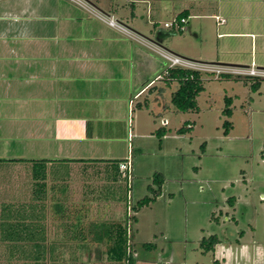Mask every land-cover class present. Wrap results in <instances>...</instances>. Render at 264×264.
I'll use <instances>...</instances> for the list:
<instances>
[{
	"label": "rangeland",
	"instance_id": "1",
	"mask_svg": "<svg viewBox=\"0 0 264 264\" xmlns=\"http://www.w3.org/2000/svg\"><path fill=\"white\" fill-rule=\"evenodd\" d=\"M20 2L33 8L29 10L36 13L29 15L32 20L46 17L48 24L67 22L74 40L106 27V37L112 35L116 43L128 46L122 58L116 54L127 72H142L148 65L152 69L161 67L166 51L204 64H254L264 68V0H0V23L7 19L3 18L5 7L15 4L19 8ZM98 2L103 6L113 2L116 11L107 16L108 11L103 10L106 7ZM189 6L193 8L192 17L184 25L183 34L164 28V24L172 23L174 14ZM217 20L224 23L217 24ZM231 30L252 35H222ZM126 32L130 34L125 36ZM155 48L161 49V58ZM198 71L203 91L196 98L195 111L180 113L173 108L170 96L177 88L175 82L168 88L163 84L162 99L156 92L147 97L146 92L134 101L130 138L126 126L125 140L117 149L123 160H130L132 168L128 193L126 182L120 181V201L98 205L92 195L93 204L82 207L87 212L78 229L66 233L65 228L75 222L46 215L42 225L47 243L57 249L51 264H108L106 246L91 242L92 223L125 225L134 235L129 242L133 264H264V79L204 66ZM217 71L231 77H220ZM157 81L155 86L164 83ZM257 81L259 86L252 91ZM154 97V103L149 102ZM227 108L230 117L223 114ZM225 122L230 124L227 133ZM183 127L184 133L178 134ZM159 128L165 129V137L155 135ZM155 173L163 177L158 194L148 190ZM97 174H91V190L106 187L99 183L101 175ZM75 187L78 191L80 185ZM9 191L0 197L4 202L0 205V222L1 212L19 213L5 199ZM145 197L153 200L138 209L132 224L129 218L133 212L127 203L133 207ZM73 206L75 213L81 207ZM72 214L70 217L75 216ZM71 232L85 236L83 243L88 251L76 248V240L67 236ZM210 236L219 240L214 251L201 246ZM6 246L0 242V264L25 261L20 248L13 250L12 256ZM23 250L28 248L24 246Z\"/></svg>",
	"mask_w": 264,
	"mask_h": 264
},
{
	"label": "crops",
	"instance_id": "2",
	"mask_svg": "<svg viewBox=\"0 0 264 264\" xmlns=\"http://www.w3.org/2000/svg\"><path fill=\"white\" fill-rule=\"evenodd\" d=\"M20 3L19 8L15 4L5 7L3 18L7 19L0 23V168L3 171L0 197H5L4 192L10 190L12 195L5 198L10 201H6L9 206L14 205L19 215L27 219L32 213L33 222L40 225L47 238L42 225L47 214L62 222H75L69 228L65 225L66 233L78 229L87 212L82 207L93 204L92 195L98 205L120 201L122 183L113 161L123 160L124 155L117 151L118 146L125 140L126 126L127 139L130 138V111L134 101L146 92L147 97L155 96L156 92L162 99L163 84L166 87L169 84H155L161 79L167 62L161 61L158 68H148V65L142 72H127L119 60L128 46L116 43L112 35L106 37V27L87 32V38L74 40L67 22L48 24L46 17L42 21L32 20L29 15L36 13L29 10L33 8ZM112 5L109 2L103 6L107 16L116 11ZM182 12H186V17L181 18L185 19L184 26L192 17L193 8H184L173 19ZM222 35L229 38L252 34L231 30ZM155 49L159 56L161 49ZM192 62L198 68L230 72L245 68ZM148 100L144 101L145 109ZM155 100L154 97L149 102ZM31 160L47 161L45 177L39 183L32 179ZM95 172L101 175L99 183L106 186L103 190L93 191L89 187L91 174ZM76 184L80 185L78 191ZM73 205L81 206L76 213ZM72 213L75 216L70 217ZM74 234L85 238L80 232L67 236L76 240ZM83 242L84 239L76 240V248L88 251V245ZM44 245L47 255L50 248L52 253L57 252L47 239ZM26 247L34 253L35 250Z\"/></svg>",
	"mask_w": 264,
	"mask_h": 264
},
{
	"label": "trees",
	"instance_id": "3",
	"mask_svg": "<svg viewBox=\"0 0 264 264\" xmlns=\"http://www.w3.org/2000/svg\"><path fill=\"white\" fill-rule=\"evenodd\" d=\"M185 17L186 12H182L175 17L174 20L177 21L181 29L171 27L170 29L172 32H177L179 34L183 32L184 26L183 24H179V21L181 18ZM219 76L225 77L226 79H229L231 77L230 74L225 73H221L219 74ZM161 80L164 81L166 84H170V82H175L177 84L176 90L172 92L170 96V103L177 112L187 113L189 111L197 110L196 98L203 91L200 71L180 67L164 69V71L162 72ZM258 86V81L257 83L252 84V91H255ZM226 102L230 103V100L227 99ZM223 114L227 117H230V109H225L223 111ZM223 126L226 128L225 133H227L228 129L230 128V124L228 122H225ZM185 130L186 129L183 127L178 130L177 133L182 134ZM155 135L158 138H162L166 135V131L164 128H159L155 131ZM123 161L125 160L113 161V164L116 167V172L118 171V164ZM30 163L32 179L36 183H39L38 181L43 180L45 177L47 161L31 160ZM118 178L120 181L124 182V180L121 178V174L119 171ZM162 183V175L160 173H155L152 179V185L154 186V188L153 186H148V190L155 194H158ZM127 200L128 199L126 196V201ZM152 200L153 199L145 197L142 200L138 201L135 206H131L133 215H131L129 219L131 220L132 224L137 220L135 214L138 209L148 205ZM27 217L28 219L26 217H22L21 215H19L18 212L17 216L12 213L3 214L0 222V227L2 228L0 233V242L7 245L6 247L10 249L9 254L12 256L13 250H17L20 248L21 258L26 262H33V264H47V260L51 261V258H53L52 248L49 249V253L47 255L46 245H44L46 237L44 236L43 229L40 230V225H38V223L33 222L31 218L33 217L32 213H30V215ZM127 232L128 231L125 225L121 224H90L91 242L93 244H104L106 246L104 256L108 264H133L131 250L129 249V242L133 239L134 235L132 232ZM74 236L75 237L73 238H76V240L84 239L83 236L76 237V234H74ZM218 243L219 240L215 236H210L208 240H203L201 242V246H203L206 251H214L215 245H217ZM24 246H28L30 247V249L35 250L34 253L28 250H23ZM214 264H218V262L215 261Z\"/></svg>",
	"mask_w": 264,
	"mask_h": 264
},
{
	"label": "built area",
	"instance_id": "4",
	"mask_svg": "<svg viewBox=\"0 0 264 264\" xmlns=\"http://www.w3.org/2000/svg\"><path fill=\"white\" fill-rule=\"evenodd\" d=\"M218 24L223 23L224 21L217 20ZM111 25H113L112 22H110ZM179 24H185V19H180ZM164 27L166 28H171L175 27L176 29H181L177 23L176 20H173L172 23L170 24H164ZM163 59L167 62V68L166 69H171L175 67H180V68H185V69H192V70H198L196 67V64L193 63L192 61L180 58L178 56H175L173 54H170L168 52L162 54ZM221 73H225L222 71H217L216 74L219 75ZM233 73H237L238 75H243L246 77H251V78H258V79H264V69H258L253 64H251L249 67L245 68H237L234 70ZM118 171L121 174V178L126 182L127 188H130L129 184L131 181V162L129 159L120 162L118 164ZM128 198V195H127ZM127 208L130 211L131 206L129 203H127ZM130 213V212H129ZM129 232V230H128Z\"/></svg>",
	"mask_w": 264,
	"mask_h": 264
}]
</instances>
